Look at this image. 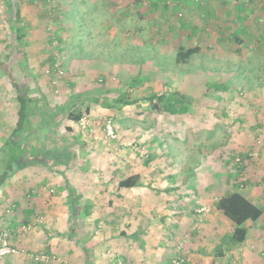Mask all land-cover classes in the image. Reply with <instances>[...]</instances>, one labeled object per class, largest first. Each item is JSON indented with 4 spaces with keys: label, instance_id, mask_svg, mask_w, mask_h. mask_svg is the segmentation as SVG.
<instances>
[{
    "label": "crops",
    "instance_id": "crops-1",
    "mask_svg": "<svg viewBox=\"0 0 264 264\" xmlns=\"http://www.w3.org/2000/svg\"><path fill=\"white\" fill-rule=\"evenodd\" d=\"M155 1L153 30L139 17L108 15L103 28L86 30L91 45L65 25L51 34L40 25L32 43L33 19L17 23L26 65L56 72L60 56L65 75L55 86L57 73L31 77H50L51 86L28 93L40 102L22 133L30 155L0 186V229L68 264H171L179 253L184 264H264V0ZM77 19L85 30L87 19ZM12 78L0 77V148L20 106ZM238 83L252 92L246 109L232 106ZM172 93L193 101L185 112L153 107L151 99ZM77 114L89 125L81 128ZM108 118L117 140L105 138ZM128 178L135 184L122 186ZM233 192L263 209L240 243L219 208ZM197 199L212 205L206 217L196 214ZM22 223L35 227L19 236ZM0 264L34 263L10 255Z\"/></svg>",
    "mask_w": 264,
    "mask_h": 264
},
{
    "label": "rangeland",
    "instance_id": "rangeland-1",
    "mask_svg": "<svg viewBox=\"0 0 264 264\" xmlns=\"http://www.w3.org/2000/svg\"><path fill=\"white\" fill-rule=\"evenodd\" d=\"M159 1L158 0L155 1L157 5L162 7L166 5V3H162V0L161 2ZM192 1L198 4L203 0H192ZM17 8L22 11V17L23 15H25L24 17L25 19L28 18L33 19L31 24L32 28L31 29L29 28L31 33L30 36H33L36 39L32 38L31 40L32 43H34V41L37 40L39 37L38 27L40 25L43 28H46V30L50 34L51 32H54V30L58 28L60 25L62 27H64L65 25L67 29L72 30V33L74 35L76 34L75 31L82 30L83 31L82 34H79L78 37L82 38L84 35L85 41L88 44H90L88 42L89 38H87L86 30L92 26L94 27L97 26L96 27L97 29H101L103 27H100V23L103 21V19L109 18L108 15H115L120 13H125L141 18L142 24L144 25L143 27L147 28L148 30H153L154 28V0H97L96 3H94V0H37V2H35L34 0H0V33H2V35H0V56H3L4 59L5 58L8 59V57L15 56L14 58L15 61L10 62L11 67L7 65L9 67V72H11L12 76L14 77V79L17 81L18 84H20L22 87H27L29 94H35V95L39 93L41 82L39 80H34L31 77H35L37 79V76L44 75L41 74V72L44 70H45L44 73L46 75H51L52 77L56 74V72L54 71V68L52 66H47L45 67L46 69L35 66H33L32 68L28 67V65H26L27 63L24 60H22L24 59V57H23V49L21 47V41L15 36V32H14L16 31L14 30V27L17 26L19 27V25L15 23L17 21L13 22V20L12 21L10 20V18L14 14V11H16ZM179 14L180 16H182L181 13ZM79 16H82L87 19V21L84 24H89V25L85 27V30L79 27L80 23L77 19ZM60 19H62L63 22L59 21ZM39 20L40 22H38ZM113 22L118 24L117 19L113 20ZM58 43L59 42L57 41L56 44L58 45ZM130 54L131 56L134 55L133 52H131ZM119 55L121 56L120 53ZM154 56L158 59V56L156 55ZM59 57L60 56H57L58 60L55 61V64H61ZM18 63H19V67H18ZM25 65L28 68H24L23 66ZM234 65L236 66V64ZM237 72L239 73L240 70H237ZM53 73L54 75H52ZM0 77L6 80L8 75L0 69ZM51 81L52 78L49 77V79L45 83H41V85L44 86V84H47V86H49L50 83L51 86ZM5 84L3 83L2 88L0 89L6 91L3 88V85L6 86ZM244 85L246 87L243 86V84L238 83L237 87H235L236 89H239V91L236 100L234 99L233 101V105H232L233 107L235 106L236 108L239 109L242 108L246 109V107L250 105L249 103L252 102L249 100V97L252 92H248V90H246V88H248L247 85L246 84ZM209 86L212 85L210 84ZM217 86L220 88L221 86H223V84L219 83ZM185 96H187V98L188 97L190 98L189 95H185ZM4 97L8 99L11 98L12 96L9 95L8 97V95H4ZM13 99H14V94H13V98L10 99V101L12 100L14 102L15 100ZM260 101H261L260 103L263 102L262 100ZM223 102L224 105L227 104L226 100H224ZM38 104H40V102L33 101V106H36ZM263 107L264 105H262L261 109H263ZM260 112L262 113L263 110H261ZM33 118L35 121L38 120L37 117H33ZM3 130H6V128L4 127ZM258 136L260 137V135ZM31 138H34L33 135ZM262 139H264V137H262ZM23 234L17 232V235L19 236Z\"/></svg>",
    "mask_w": 264,
    "mask_h": 264
},
{
    "label": "trees",
    "instance_id": "trees-1",
    "mask_svg": "<svg viewBox=\"0 0 264 264\" xmlns=\"http://www.w3.org/2000/svg\"><path fill=\"white\" fill-rule=\"evenodd\" d=\"M11 16V15H10ZM13 22L22 21V11L16 9L14 14L10 18ZM17 22H15L17 24ZM14 32L17 33L18 38L24 37V30L22 27H14ZM197 49H190L187 51L186 55L189 57L191 54L195 53ZM0 69L6 73L8 76L12 77L11 72H9V67L7 64L3 65L0 63ZM13 82V78L11 79ZM14 86L16 87L18 93L19 109L14 113L13 121L15 120V126L13 128L12 134L7 138L6 142L0 148V186L16 171L17 168L22 166L21 159L24 158L25 161H28L27 153L29 150L26 146L23 145L22 133H28L31 126V115H36L38 105L33 106V101L31 97L28 96L27 87H22L16 81H14ZM217 86V85H216ZM224 88L223 86L220 89ZM217 88H219L217 86ZM223 90V89H222ZM226 90V89H225ZM178 93H172L170 96L166 97L161 95L155 101L151 99L153 107L156 109L161 108V106L170 113L179 114L187 110L188 104L193 102L191 99H185L184 96H178ZM165 98V99H164ZM35 102V101H34ZM155 102V104H154ZM165 103V104H162ZM77 121L80 120L81 114L72 115ZM38 118V117H37ZM17 167V168H16ZM122 186H131L135 184L134 181H131V178L125 179L120 183ZM219 208L228 216L236 225L233 240L237 243L243 242L247 235V228L245 223L248 220H257L263 214V209L258 207L256 204L251 202L245 196L239 192H233L223 197L219 202Z\"/></svg>",
    "mask_w": 264,
    "mask_h": 264
},
{
    "label": "built area",
    "instance_id": "built-area-1",
    "mask_svg": "<svg viewBox=\"0 0 264 264\" xmlns=\"http://www.w3.org/2000/svg\"><path fill=\"white\" fill-rule=\"evenodd\" d=\"M56 77L52 81L53 85H57L58 79L65 75V70L61 66V64H56ZM91 122L90 117L87 114H84L80 120H79V126L81 128H85L89 125ZM104 131H105V138L108 140H117L119 138V134L117 131L116 124L112 118L106 119L104 123ZM143 153H145L143 149ZM195 212L200 217H206L209 215L213 208L211 204H206L200 199H197L195 201ZM11 211L8 209V212ZM44 219L42 217L38 218V222H42ZM35 227V223H22L18 229L17 232L20 234L26 233L31 231ZM182 248V247H181ZM10 255H18V256H24L31 260L34 264H50L51 262H60L62 264H68L67 262H64L61 257L58 255L49 253L47 251H28L22 247H19L15 245L12 242V232L9 229L2 228L0 230V261ZM186 261V258L182 254H177L172 258L171 264H184Z\"/></svg>",
    "mask_w": 264,
    "mask_h": 264
}]
</instances>
